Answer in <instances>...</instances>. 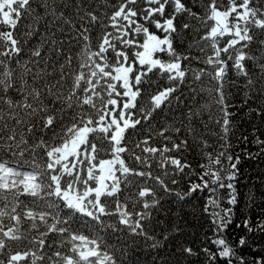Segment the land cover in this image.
I'll list each match as a JSON object with an SVG mask.
<instances>
[{
    "label": "trees",
    "instance_id": "obj_1",
    "mask_svg": "<svg viewBox=\"0 0 264 264\" xmlns=\"http://www.w3.org/2000/svg\"><path fill=\"white\" fill-rule=\"evenodd\" d=\"M245 135L264 139V0H0V264H210L229 154V241L264 209Z\"/></svg>",
    "mask_w": 264,
    "mask_h": 264
},
{
    "label": "snow or ice",
    "instance_id": "obj_2",
    "mask_svg": "<svg viewBox=\"0 0 264 264\" xmlns=\"http://www.w3.org/2000/svg\"><path fill=\"white\" fill-rule=\"evenodd\" d=\"M259 114V113H258ZM242 140L245 144L254 142L260 147L259 153H253L247 148L241 149L245 152L246 159H258L259 155H264V139L260 136H254L253 141L249 140L248 136H243ZM229 167L228 173L223 178H218L213 181V187H209L205 183L204 188H208L212 194V198L208 200V204L214 209L211 213L212 232L213 237L210 238L212 247H205L202 249L205 253L209 254L210 264H264V252L258 257H253L247 260L242 250L250 248L252 252L261 251L260 245L255 241L249 239L250 236H264V209H261V215L257 217L255 222L252 221L250 214H244L242 222H236V229L243 228L245 235L239 236L237 239L234 235L232 241L226 237L225 233L229 226L233 223L234 206L239 202L238 197L240 193L237 191L235 181L242 175L240 170L241 157L239 154H229L227 159ZM218 183V188L215 187ZM203 192L204 189L193 188L192 191ZM227 199L228 207L222 206V201ZM248 201H253V196L250 193H245ZM251 203L245 207H251ZM205 212L208 208L205 207ZM215 249V250H213ZM188 253L192 252L191 248L186 249Z\"/></svg>",
    "mask_w": 264,
    "mask_h": 264
},
{
    "label": "rangeland",
    "instance_id": "obj_3",
    "mask_svg": "<svg viewBox=\"0 0 264 264\" xmlns=\"http://www.w3.org/2000/svg\"><path fill=\"white\" fill-rule=\"evenodd\" d=\"M153 40H155V39H153ZM156 44H157L156 40L149 42L146 45L145 53L150 56L152 51H153V49H154V47L156 46ZM124 74H125V71L122 70L121 71V76L124 75ZM7 171H9V170L7 168H4V172H7ZM24 182L28 185V187H33L34 188L35 184H36L35 183L36 182L35 176L32 175V174L26 175Z\"/></svg>",
    "mask_w": 264,
    "mask_h": 264
}]
</instances>
